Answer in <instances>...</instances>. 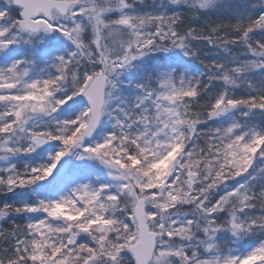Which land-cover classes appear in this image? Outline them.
I'll return each instance as SVG.
<instances>
[{"label":"snow or ice","instance_id":"snow-or-ice-1","mask_svg":"<svg viewBox=\"0 0 264 264\" xmlns=\"http://www.w3.org/2000/svg\"><path fill=\"white\" fill-rule=\"evenodd\" d=\"M0 264H264V0H0Z\"/></svg>","mask_w":264,"mask_h":264}]
</instances>
